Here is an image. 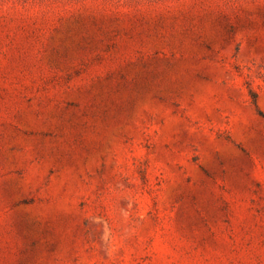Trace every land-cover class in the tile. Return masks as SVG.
I'll return each instance as SVG.
<instances>
[{"label": "rangeland", "instance_id": "374dc122", "mask_svg": "<svg viewBox=\"0 0 264 264\" xmlns=\"http://www.w3.org/2000/svg\"><path fill=\"white\" fill-rule=\"evenodd\" d=\"M0 264H264V0H0Z\"/></svg>", "mask_w": 264, "mask_h": 264}, {"label": "trees", "instance_id": "16d2710c", "mask_svg": "<svg viewBox=\"0 0 264 264\" xmlns=\"http://www.w3.org/2000/svg\"><path fill=\"white\" fill-rule=\"evenodd\" d=\"M250 94H251V102H252L253 105L257 108V105H256V96H257V95H256V93L253 92V91H251ZM259 113L262 114L261 111H259Z\"/></svg>", "mask_w": 264, "mask_h": 264}]
</instances>
